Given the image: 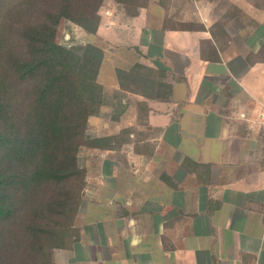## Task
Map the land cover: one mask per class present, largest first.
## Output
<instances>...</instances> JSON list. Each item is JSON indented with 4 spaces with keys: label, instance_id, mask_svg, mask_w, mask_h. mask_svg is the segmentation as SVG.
<instances>
[{
    "label": "crops",
    "instance_id": "obj_1",
    "mask_svg": "<svg viewBox=\"0 0 264 264\" xmlns=\"http://www.w3.org/2000/svg\"><path fill=\"white\" fill-rule=\"evenodd\" d=\"M160 8L132 18L135 39L144 36L133 48L138 62L167 70L172 99L148 100L140 121L143 98L114 90L112 130L93 128L91 137L112 136V148L80 153L97 155L94 172L84 164L94 223L72 250L58 251L81 247L72 260L86 264L87 240L109 249L112 264H264V10L241 21L235 40L229 22L209 17L165 28L169 11ZM189 162L211 166L206 183Z\"/></svg>",
    "mask_w": 264,
    "mask_h": 264
},
{
    "label": "trees",
    "instance_id": "obj_2",
    "mask_svg": "<svg viewBox=\"0 0 264 264\" xmlns=\"http://www.w3.org/2000/svg\"><path fill=\"white\" fill-rule=\"evenodd\" d=\"M104 1L0 0V264H58L55 251L72 250L81 238L76 222L88 181L80 153L84 147L111 149L113 141L87 136L90 118L105 103L98 79L104 52L94 43L73 52L56 33L64 18L96 35ZM113 1L129 17L150 3ZM253 4L264 9V3ZM169 22L167 15L163 27ZM117 76L119 92L143 98L140 121L148 100L172 99L164 68L137 62L117 69ZM189 166L207 182L209 164Z\"/></svg>",
    "mask_w": 264,
    "mask_h": 264
},
{
    "label": "rangeland",
    "instance_id": "obj_3",
    "mask_svg": "<svg viewBox=\"0 0 264 264\" xmlns=\"http://www.w3.org/2000/svg\"><path fill=\"white\" fill-rule=\"evenodd\" d=\"M255 1L260 4L264 3V0ZM162 2L163 5L160 4ZM253 3L254 0H213L212 2L209 0H152L151 2L150 0L149 5L152 7V9L156 8L161 12H163V9L160 8L162 6L165 7L166 12L167 10L169 11L170 23H168V25L170 24V27H179L181 25L180 21L183 19H185L187 22H190V20L193 19L201 21L202 18L204 19L206 17L218 21L219 23L229 22L228 24L232 29L235 40H239V30L242 26L241 21L247 20L250 22V18L252 15H255V11L264 10L261 8H256ZM239 4L241 5L239 6ZM238 6H242L243 8L240 9ZM242 11L244 15L241 16L244 18L239 19L236 17L230 19L231 17H235L236 14L242 13ZM99 13L102 17V20L96 35L89 34L84 28L64 18L60 20L56 33V40L59 42V44L69 48L73 52L80 54L83 51V47L88 43H94L100 46L104 52V58L98 79L104 85L105 104L102 107L101 115L92 117V119H96H94L90 124V134L87 133V136L90 138L94 135L93 132H95L93 128H101L99 131L100 133L103 132L105 128L107 129V133L112 130V124H114L113 121H115L114 119H116L118 115V108L114 109L113 105L111 104V100L113 99L116 103L117 101L115 97H118L115 95V93L113 94L114 90L119 85L117 69H129L136 62L140 61L139 51L133 47L136 45V47L141 48V45L144 41L143 34L141 40L135 39L134 32L137 30V28L136 25L133 24V17L127 16L113 0H105L99 8ZM153 24V27H159L160 21L158 20ZM196 24L197 23H194V25ZM153 36L154 38H162L163 35H158V32L156 33V31H153L151 37ZM192 41L195 40L192 39ZM156 48V46L155 48H150L151 52H154ZM195 48L196 44L193 43L192 49L194 50ZM84 150L85 151L80 154L79 163L81 166H84L86 163L88 166L92 167L94 172L96 163L95 160L97 156L96 151L90 148H86ZM88 185L89 189L76 222L80 228H87L89 222H91V224L92 222L94 223L95 215H90L93 213H89L88 215V210H85L84 208V204L91 196L89 194L91 192L90 186L92 185L90 182ZM93 241L95 240L93 239ZM85 243L88 247L83 249H89V247H92V251H90L88 254L89 258L83 259L86 264H112L109 249H106L100 253L98 249H95V247L89 244L87 240H85ZM56 251L57 253L55 259H57L56 261L58 264H74L75 262L72 259L79 257L81 247H77L73 252ZM80 254L83 256L84 252ZM106 256L108 257L106 258Z\"/></svg>",
    "mask_w": 264,
    "mask_h": 264
}]
</instances>
